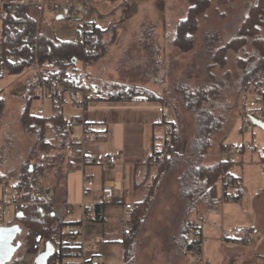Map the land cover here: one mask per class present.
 Instances as JSON below:
<instances>
[{
  "label": "rangeland",
  "instance_id": "374dc122",
  "mask_svg": "<svg viewBox=\"0 0 264 264\" xmlns=\"http://www.w3.org/2000/svg\"><path fill=\"white\" fill-rule=\"evenodd\" d=\"M92 3L90 19L104 29L102 41L105 51L100 58L84 67L81 63L76 64L82 83L90 84L94 90H98V86L107 96L125 85L133 86L134 91L143 87L162 98L158 102L166 107L170 118V115L174 116V104H177L174 82L180 80L195 85L199 81H212L221 89L218 112L225 117V127L220 137L230 144H241L237 151H225L218 142L206 159L209 163L218 160L227 163L229 174L238 178L242 190L240 199L223 200L211 212L205 211L203 203L190 204L180 200L177 185L179 168L161 171L165 160L156 173L152 170L150 183L156 174L161 173L152 189L154 202L141 217L139 225L132 221L133 232L129 236H136L132 264H198L186 250L185 238H193L187 228L198 217L202 220L205 264L206 261L208 264H252L256 258L252 261L247 256L245 259L242 257L245 254L241 253L245 251L242 247L246 243L231 241L232 237H237L239 229L256 227L264 231V168L260 166L264 130L253 126L256 142L252 143L251 133L245 135L240 132L241 119L237 118L242 93L239 89L242 76L239 60H248L251 56V38H247L237 51L227 50L226 63L222 68L211 66V54L237 36L249 8L258 0H211L210 7L198 17V31L193 48L188 52H179L172 45L176 24L186 16L187 0H92ZM41 20L40 30L45 23L60 41L75 40L78 36L80 22L77 16L58 18L46 11ZM260 33L264 35V25ZM31 73L33 68H28L22 75L4 71L0 77V93L4 99L0 119V175L4 177L3 183L9 185L16 182L23 166L36 163L43 156L51 165L44 170L42 180L47 184L53 183L57 165L63 161L58 157L63 150L59 146L63 138L48 127L44 129L43 140L51 148L32 156V151L38 147L39 136L35 129H28L20 122L26 105L25 85ZM41 104L44 117L51 116L58 109L49 100ZM33 105L37 104L32 103L31 111L34 110ZM179 117L184 120L183 136L177 141L175 151L181 154L191 138L192 125L189 113L180 111ZM71 191L69 184V196ZM217 192L222 196L219 179ZM73 193L77 195L75 188ZM6 226H0V231L8 234L6 249H17L21 245L16 253L15 250L13 255H8L7 260L13 257L11 262L17 261L18 264H45L44 253L30 251L31 243L26 240L25 232L17 237L18 228ZM260 250L264 254V248ZM110 253L104 257L115 258L117 262L122 259L120 245H115Z\"/></svg>",
  "mask_w": 264,
  "mask_h": 264
},
{
  "label": "trees",
  "instance_id": "16d2710c",
  "mask_svg": "<svg viewBox=\"0 0 264 264\" xmlns=\"http://www.w3.org/2000/svg\"><path fill=\"white\" fill-rule=\"evenodd\" d=\"M122 1V0H120ZM224 1V0H221ZM188 8L186 16L178 20L175 27V34L172 39V45L179 52H188L193 48L194 36L198 31V17L204 13L211 4V0H187ZM37 10L23 3H9L4 7V17L1 20V55L0 60L3 71L13 74H25L28 68H32L33 52L23 41L24 34L32 36L36 25ZM7 23H24L23 29L16 28L14 31H8ZM264 25V0H258L256 5L249 8L246 18L242 21L238 34L224 46L218 47L213 55L211 54L212 65L224 67L226 63V52L228 49L237 51V49L246 43L247 38H251L253 52L248 60H239L241 71V80L239 89H241V98L237 118L249 113L247 106L251 98H264V35L260 33ZM104 29L97 26L94 21L88 18V28L84 31L85 39L71 41H60L54 36H47L40 33L38 43V57L42 67L43 76L52 82H60L64 85L82 84L81 72L74 67V62L81 63L84 66L97 60L104 54V44L102 34ZM208 44V41H206ZM20 54L21 60H4L5 55ZM56 59L60 61L57 62ZM68 61V62H65ZM34 73H31L25 85L26 105L20 116V122L28 129H35L39 138L38 147L32 151V156H37L43 151L47 152L51 146L43 140L45 127L52 128L61 138V149L68 146V137L70 130L65 128V120L61 112H55L50 117L35 115L31 111L30 91L32 88ZM91 88L90 84H87ZM116 86L115 84H113ZM220 86L214 82L199 81L195 85L188 82L176 81L173 84L174 93L177 94V104H174V116L170 115L169 132L167 137V155L165 166L161 171L178 169L180 174L177 177V185L180 200H185L190 204L203 203L206 212L216 210L222 203L217 192L218 179L222 169L227 172V164L223 161L207 162L213 146L223 141L221 132L224 131L225 117L218 112L221 99ZM127 95L128 99L133 96H143L150 101H161V97L155 95L143 87L135 89L133 86L125 85L116 93L108 95L109 99H123ZM4 99L0 93V119L3 115ZM180 111L187 112L191 118L192 135L183 153L175 151L177 141L183 136L182 128L184 120L179 117ZM40 152V153H39ZM31 156V154H30ZM59 159H63L60 153ZM43 157L36 163L26 164L21 168V172L14 183L16 189L28 190L32 183L30 177L36 175L43 181L44 170L51 165L49 160ZM160 171V173H161ZM156 174L152 180L149 192L145 194L143 200L137 204V208L132 210L131 221L139 223L142 216L147 213L150 205L154 202L152 189L154 188L159 174ZM158 175V176H157ZM55 177L61 178L59 164ZM4 177L0 175V184ZM228 189L233 191L234 200L239 199L241 190L238 188L237 180L234 179L230 186L224 185L222 188L223 199L227 196ZM264 190V189H263ZM102 205H95L94 221H102ZM199 219L201 217H198ZM25 228L26 240L33 241L35 235L43 234L48 230L60 226L69 225L66 220V212L63 207H56L50 204L37 206L29 204L15 209V218ZM139 227V226H138ZM139 230V229H138ZM187 232L191 235L196 232L194 224H190ZM137 234V233H136ZM186 238V250L191 249L192 238ZM136 236H127L122 240L123 262L132 264L133 247ZM65 257H77V254H68L63 250L54 251L53 255L47 259V264L52 261H60ZM18 262L12 261L9 264Z\"/></svg>",
  "mask_w": 264,
  "mask_h": 264
},
{
  "label": "crops",
  "instance_id": "0c3cea01",
  "mask_svg": "<svg viewBox=\"0 0 264 264\" xmlns=\"http://www.w3.org/2000/svg\"><path fill=\"white\" fill-rule=\"evenodd\" d=\"M2 1L6 3H23L27 0ZM54 1L65 2L68 0ZM56 16L59 17V15ZM44 24L42 25L41 32L47 36H53L52 32ZM3 72L0 60V77L3 76ZM95 86L97 85L94 84ZM91 88L94 92V98L85 102L84 109H80L70 101L64 99L58 105L56 112H61L65 121L72 117H78L93 124L92 139L83 149L86 156L94 159V163L81 165V159L77 152L78 148L68 144L67 148L61 152L63 155V161L59 164L61 178L55 177V182L53 183L47 184L44 181L42 182L44 186L49 187L54 192L58 202L72 204V211L66 215V220L73 229L79 230L80 228L81 206L79 204L84 201L86 204L93 206V212L86 216V219L90 223L84 228L83 232L87 241L97 238L100 242H97L93 249L85 251V258L90 259L92 255L96 254L101 257L102 264H124L122 240L127 236L122 232V223L130 222L133 224L131 221L132 210L124 208V204H138L146 194L143 184L151 180L152 173L147 153L153 149L159 150L163 141L168 137L161 116L162 112H166V107L158 101H150L143 96H133L131 99H128L127 95H125L123 99H109L98 86V90H94L93 87ZM42 104L40 105L41 111L37 110V105L35 107L33 105V114L42 115L44 112ZM167 115L169 116L168 113ZM115 151L120 152L119 163L106 165L99 162ZM84 178L91 179L93 185L89 188L88 194L82 197L81 188ZM234 179L237 180L238 188L241 190L238 178L234 176ZM69 184L72 190L71 196L68 195ZM107 184L116 185L119 188L117 195L112 203L102 205L103 210L101 215L103 220L94 221L95 205L99 204L101 188ZM74 188L77 192L76 196L73 193ZM56 207L60 208L61 206ZM10 218L12 217L6 218L0 226L6 224V227L11 225L17 227L19 231L17 237H19V235L25 232L24 227L16 219ZM200 220L197 218L191 223L194 226L198 225L200 232H202L200 224L202 220ZM252 230L254 231V236L251 238V242L242 247L245 251L241 252L240 250V252L245 253L242 255L243 259L246 256L248 260L252 261L256 258L257 262L254 261L252 264H264V254L259 252L261 248H264V231L256 227L252 228ZM238 232L237 237H232L231 241H239L243 244L238 236ZM115 245H120L122 250V259L119 262L115 258L104 257L111 254L110 252ZM20 247L16 249L15 253ZM55 249L56 246L51 241L45 242L44 247L40 251L41 254L44 253L45 264H47V259L53 255ZM250 254L252 256H249ZM236 258H234L233 262H235ZM71 260L72 264L77 263L75 257ZM206 264H208L207 261Z\"/></svg>",
  "mask_w": 264,
  "mask_h": 264
},
{
  "label": "built area",
  "instance_id": "2783aa9c",
  "mask_svg": "<svg viewBox=\"0 0 264 264\" xmlns=\"http://www.w3.org/2000/svg\"><path fill=\"white\" fill-rule=\"evenodd\" d=\"M28 6H32L37 10L36 14V25L32 36L24 34L22 39L29 46L30 50L33 52L32 68L34 73V80L32 88L30 91L31 102L37 104V110L41 111L40 103L45 100H49L52 105L58 106L62 103L64 99L70 101L75 106L80 109H84L85 102L92 100L94 98V92L92 88H89L87 84H76L74 85H64L60 82H52L47 80L42 74V67L38 57V43L39 36L41 33L40 24L42 22L41 18L43 14L51 12L52 14L59 15L61 18H69L71 16H77L79 20V30L77 40L82 41L85 39L86 35L84 31L88 28V18L92 9V0H68L65 2H56L54 0H27L25 2ZM9 3L0 0V20L4 17V7ZM24 23L19 25L13 23H7L6 28L8 31H14L16 28L23 29ZM22 56L20 54L5 55L4 60L18 61L21 60ZM59 62V59H56ZM65 62H68L65 60ZM76 62H74V67H76ZM247 106L249 108V113L245 114L241 118L240 132L242 134L251 133V142L255 143L256 138L252 132V128L255 125L253 119H257L264 122V98H251ZM162 122L165 126L166 133L169 132V116L166 112H162ZM65 128L70 130V136L68 137V144L70 146H76L78 148L77 152L81 159V165H90L94 163V159L84 154L83 147L91 141L92 139V128L93 124L91 122L85 121L83 118L72 117L65 121ZM167 139V138H166ZM163 141V144L159 150L153 149L147 153V157L150 160L153 173H156L162 163L165 161L167 155V140ZM221 149L225 151H237L241 148V144L234 142L228 143L222 141ZM120 161V152L115 151L114 153L108 155L106 158L101 159L99 162L106 165H115ZM227 164V163H225ZM260 166L264 168V151L263 159L260 161ZM32 186L28 190L16 189L13 185L6 183L0 184V224L4 222L6 218H15V209L21 206L35 204L41 206L44 204H50L53 206H61L64 208L66 215L72 211V204L65 202H58L56 200L54 192L47 186H44L43 182L38 176L32 175L30 177ZM234 181V176L225 172L222 169L219 182L221 188L224 185L230 186ZM93 185V182L89 178H84L82 182L81 195L86 196L89 192V188ZM150 181H146L143 184L145 190L150 187ZM118 187L116 185H104L101 188V195L99 197L98 203L101 205H108L115 200L117 195ZM224 200L223 195L220 197ZM226 200H234V193L228 189ZM81 206V220L79 230L73 229L70 225H64L57 227L52 230H48L43 234L35 235L33 241L30 244V251L35 253H40L46 241H51L55 244V251L63 250L68 254H77L76 264H102L101 257L99 255H92L90 259L85 258V251L88 249H93L99 239L93 238L87 241L84 237V228L90 223L86 216L93 212V206L86 204L82 201ZM124 208L129 210H134L137 208V204L125 203ZM196 232L193 234L192 246L190 249L191 257L198 261V264H205L202 254V243L203 237L198 228L195 225ZM81 231V232H79ZM122 232L124 235L129 236L133 232V224L130 222L122 223ZM254 231L251 229H244L239 232V238L246 244L251 242V238ZM72 258L65 257L59 262L52 261L48 264H72Z\"/></svg>",
  "mask_w": 264,
  "mask_h": 264
},
{
  "label": "water",
  "instance_id": "95a60500",
  "mask_svg": "<svg viewBox=\"0 0 264 264\" xmlns=\"http://www.w3.org/2000/svg\"><path fill=\"white\" fill-rule=\"evenodd\" d=\"M58 18H60V16ZM253 123L264 130V122L253 119ZM7 235V233H3L2 231H0V264L9 263L11 258L7 260L8 255H13V252L16 250V247H14L13 249L9 248V250L6 249Z\"/></svg>",
  "mask_w": 264,
  "mask_h": 264
}]
</instances>
